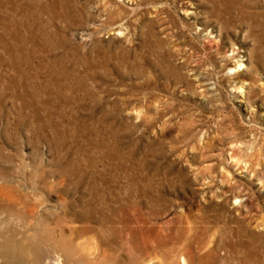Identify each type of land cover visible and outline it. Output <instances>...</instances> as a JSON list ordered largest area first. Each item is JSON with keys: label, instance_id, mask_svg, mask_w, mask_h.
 I'll return each mask as SVG.
<instances>
[{"label": "rangeland", "instance_id": "374dc122", "mask_svg": "<svg viewBox=\"0 0 264 264\" xmlns=\"http://www.w3.org/2000/svg\"><path fill=\"white\" fill-rule=\"evenodd\" d=\"M110 217L176 238L148 264L264 255V0H0V226Z\"/></svg>", "mask_w": 264, "mask_h": 264}, {"label": "bare ground", "instance_id": "6f19581e", "mask_svg": "<svg viewBox=\"0 0 264 264\" xmlns=\"http://www.w3.org/2000/svg\"><path fill=\"white\" fill-rule=\"evenodd\" d=\"M109 223L110 226L105 223L106 227L98 230L88 227L75 228V230H70L72 232L70 236L67 234V228L60 225L58 226L60 232L58 237L48 236L47 233H40L36 230L34 232L17 231L9 227L3 229L0 226V264H69L70 261L77 260V264H95L91 258L92 252L90 249L87 250L86 244L92 239V237H87L88 235L95 236L97 243L94 249H99L104 260H109L112 264H148L151 256L160 252L166 260H169L170 254L174 250L177 251L176 238L171 237L169 241H166L158 235L151 236L142 229L130 227L128 222L122 221L120 218H111ZM41 236L51 237L48 240H52V244L55 246L51 244L46 246L43 241H40ZM82 238H87L85 239L86 244L81 241L77 242ZM168 244H171L170 249L167 247ZM64 248H67L69 253L65 254ZM82 251H85V254H82ZM75 255L80 256L75 258ZM68 256L73 259L71 260ZM203 258H200L196 264H210V259ZM240 260V264H264V255L249 250ZM168 262L174 264L173 259ZM187 263L189 262L186 256L182 254L180 264Z\"/></svg>", "mask_w": 264, "mask_h": 264}]
</instances>
